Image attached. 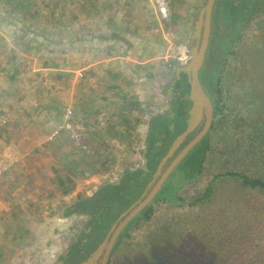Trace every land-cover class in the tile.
Segmentation results:
<instances>
[{
	"label": "rangeland",
	"instance_id": "1",
	"mask_svg": "<svg viewBox=\"0 0 264 264\" xmlns=\"http://www.w3.org/2000/svg\"><path fill=\"white\" fill-rule=\"evenodd\" d=\"M86 1L0 0V264H55L85 237L92 218L67 216L65 206L139 167L152 124L170 123V85L192 59L195 21L207 2L163 0L164 16L159 0H131L135 9L150 5L149 17L141 24L143 15L131 11L138 24L131 38L120 26L121 33L101 34L107 46L120 42L105 57L88 54L90 64L102 61L100 73L88 72L76 98L77 75L54 79L52 70L81 61L74 48L77 61L68 56L83 43L66 22L83 19ZM221 2L214 9L217 43L223 40L214 127L153 200L150 217L131 225L110 264H152L159 253L170 264H264V191L229 176L264 179V0L230 40ZM189 167L199 169L190 180Z\"/></svg>",
	"mask_w": 264,
	"mask_h": 264
},
{
	"label": "trees",
	"instance_id": "2",
	"mask_svg": "<svg viewBox=\"0 0 264 264\" xmlns=\"http://www.w3.org/2000/svg\"><path fill=\"white\" fill-rule=\"evenodd\" d=\"M256 0H226L225 7L229 8L226 11L227 20L230 23L229 26V40L233 37L237 28L244 25L249 17H251L252 9L257 5H253ZM256 9V8H255ZM217 69V68H215ZM216 70H211V73L207 76V86L208 93L217 101V98H221L219 91L217 90L216 79L217 77ZM175 88L177 92H179L180 96L188 95L190 91V84L188 81V76L186 73H181L180 79H178L175 83ZM219 100V99H218ZM217 106H219L217 104ZM186 102L182 101L181 104L178 105V109L176 112L175 121L177 122L174 131L172 132L170 129V124L173 123L171 119H168L170 123L159 124L153 123L154 130H160L161 132L167 131L172 135V138L180 134L183 130H180L181 126H185L184 118L186 117ZM127 131V130H125ZM129 131V130H128ZM155 137H152L150 140V146H155L154 141ZM157 165L150 166L152 170L156 168ZM186 178L192 179L199 169L195 170L194 168H184ZM229 176L237 177L241 180V182L247 186L252 188H259L264 191V179L262 178H251L245 174L229 171ZM172 178V176H171ZM151 175L145 176L143 175L142 170L137 171H128L126 173L125 178L119 184H108L102 188H100L97 192H95L91 197L81 199L77 202H74L67 210L66 215H72L73 213L78 214H86L91 215L92 219L89 227H92V232L90 233L91 238L86 246L83 248L85 251L84 255L81 256V247L78 246L83 242L82 240L78 242V244L74 247L75 251L70 253L72 255V259H70L67 264H71L74 262H79L81 260L86 259L90 253H92L96 247L103 241L109 232L111 226L118 220L119 216L128 209L132 204H134L141 196L144 191L148 181H150ZM214 181V180H213ZM166 187H169V180L164 184L161 191L158 193L156 198H161L163 194L166 192ZM171 190L168 193L172 192L175 188L170 187ZM207 195L212 193V184L206 190ZM153 202L148 205L139 215L136 217L122 232L120 235L118 242L114 246L112 254L119 248L120 242L124 235L127 233L128 229L131 225L142 216L146 218L150 217V209L152 207ZM85 237H88L87 234H84ZM77 251V252H76ZM76 252V253H75ZM111 254V255H112ZM111 259L108 264H110ZM149 262L150 260L147 259ZM152 264H170L168 262L167 257L164 253H159L157 257L151 261Z\"/></svg>",
	"mask_w": 264,
	"mask_h": 264
},
{
	"label": "water",
	"instance_id": "3",
	"mask_svg": "<svg viewBox=\"0 0 264 264\" xmlns=\"http://www.w3.org/2000/svg\"><path fill=\"white\" fill-rule=\"evenodd\" d=\"M216 0H207L206 4L201 8L198 19L195 21V27L192 34L193 39H197V44L192 47V59L184 66H179L176 70V77L172 81L169 92L172 93V88L177 79H180L181 73H186L190 84V91L188 98L191 100L192 105L189 109V116L187 118L186 128L176 136L170 145L167 154L162 158L160 165L154 178L147 185L141 198L132 204L126 211H124L118 218V220L111 226L109 232L103 241L96 247V249L79 264H108L114 246L125 228L136 218L138 215L150 205L155 197L158 195L165 182L169 178L170 174L175 170L182 160L201 142L210 129L213 119V103L211 98L205 92L202 86L199 72L202 68L205 60L211 29H212V17ZM170 119L174 117V113L170 114ZM203 128L191 139L182 150L171 161L170 165L165 167L166 162L171 158L174 153L180 148V146L187 140L188 136L192 134L201 124ZM170 129L174 130V124L170 125ZM147 148V146H146ZM144 149L142 158L144 165L139 167L144 170H148L146 165L147 158L145 153L147 149ZM123 174H121L116 182H105L100 188L108 184H119ZM74 204V203H73ZM71 206V205H69ZM63 214V213H62ZM60 261L57 264H62Z\"/></svg>",
	"mask_w": 264,
	"mask_h": 264
},
{
	"label": "crops",
	"instance_id": "4",
	"mask_svg": "<svg viewBox=\"0 0 264 264\" xmlns=\"http://www.w3.org/2000/svg\"><path fill=\"white\" fill-rule=\"evenodd\" d=\"M130 1L131 0H87L86 4L83 5V11L85 12V14L83 13V16H82L83 19L82 20H80L78 18L72 19V17H71L66 22V25L69 28L70 27L73 28L70 33L81 34L80 38H82V39H80L79 42L82 41V43H83L82 48H80V47L75 48L74 46H72L68 56L70 58H72V61H77V60H74L77 56L74 52V49H75L78 56H81V61H79L80 63L78 65L72 64L71 66H69V68L64 69L65 71L63 69H58V68L53 69L52 70V78L54 77V79H55V76H56V78H58L59 76H63L64 74L68 75L69 73L77 75V76H75L76 81L73 82V86H71V88H70L72 93H73L72 94L73 97H74V95H76V98H77V93L79 92V90H81V87L82 86L84 87V85L86 84L88 72H92V73L95 72L94 74L100 73L99 64L102 61L98 60L97 62L90 64V62L86 61L88 54L90 52H92V55H97V52H99L100 53L99 57L100 56L105 57V51H111V53H113V51L115 50V47H116L114 45V42L115 43L117 42V44L120 42L119 39H116V40L111 39V44L108 45L109 46L108 47L107 45H105V43H103L106 40L101 38V34H105L107 30H108L107 32H119V33H121L120 31H123V30L120 27H122L124 29V33L128 37L131 38L134 35V33L137 31L136 25H138L136 23L135 18L132 15L131 11L132 12H139V14L143 15V17L141 18L142 19L141 24H143L145 22L146 16H147V18L149 17V14H150L149 10H151L150 5L145 6L146 3L142 2V4L139 3L141 5L138 7V9H135L133 6H131L129 4ZM138 1H141V0H133L134 3H137ZM142 1H144V0H142ZM124 5H125V8H124ZM103 11H105V13L107 14L106 18L104 16ZM127 11H129V12H127ZM104 18L106 20V23H104ZM58 23L59 22H57V21L53 22V24H55V25H58ZM79 23L81 24V30H82L81 32L78 31ZM93 26H95V29L92 28ZM113 26L118 27V29H117L118 31H115V30L111 31V27H113ZM95 30L98 31V37L93 39L92 35L94 33L96 34ZM72 38H73V34H72ZM83 38L88 39V40L85 41ZM95 39H97V42L99 41V45H97V47H95V48H86V44L87 43H89L90 45L94 44L93 41ZM100 42H101V44H100ZM73 43H75V44L77 43L75 41V39H72V41L69 44L75 45ZM102 44H103V47H102ZM110 46H111V48H110ZM103 48H105V49H103ZM90 49H91V51H89ZM68 50H69V48H68ZM109 57H114V56L109 55ZM96 65H98V66L96 67ZM105 65L106 64H104V66ZM60 70H62V71H60ZM117 72L116 71L112 72V76L115 77L117 75ZM78 76H80L81 78H79ZM78 81H80L79 82L80 84L79 83L76 84ZM51 84H55V81H52ZM128 112L130 113V110ZM123 115H127V113H124ZM99 189H100V187L97 189V191ZM69 207L70 206L67 205V206H65V209H68ZM73 214L85 215V214H78V213H73ZM89 217H90V219L92 218V216H89Z\"/></svg>",
	"mask_w": 264,
	"mask_h": 264
},
{
	"label": "flooded vegetation",
	"instance_id": "5",
	"mask_svg": "<svg viewBox=\"0 0 264 264\" xmlns=\"http://www.w3.org/2000/svg\"><path fill=\"white\" fill-rule=\"evenodd\" d=\"M226 0H222V6H221V10L222 11H228L229 10V8H227V7H225V5H226V2H225ZM216 3V2H215ZM214 9H215V5H214ZM215 10H213V17H212V29H211V34H210V39H209V44H208V48H207V52H206V56H205V60H204V62H203V65H202V68L200 69V72H199V76H200V80H201V83H202V86H203V88L205 89V92L208 94V96L211 98V100H212V103H213V119H212V122H211V126H210V129H209V131L207 132V134L205 135V137L201 140V142L200 143H202L204 140H206L207 139V137H208V135H209V133H210V131L212 130V128L214 127V121H215V116H216V111H218L217 109H218V106H217V103H216V101H215V99L208 93V86H207V76L211 73V70H217V69H215V68H217V66H218V62H219V57H220V55H219V51H218V49L220 48V47H222L221 46V42L223 43V40L221 41L220 40V43H217V39H216V36H217V33H215L214 32V23H215V21H214V19H215ZM222 14V13H221ZM224 18V17H223ZM226 20V19H225ZM228 21V20H227ZM221 25V24H220ZM219 26V25H218ZM229 35V34H228ZM227 35V37H229ZM215 50L218 54H215L214 56V58H213V60H212V62H211V67L208 69V70H210L209 72H207V73H205V70H206V68L208 67V63H207V61H208V56H209V53H210V51L211 50ZM219 59V60H218ZM178 80V79H177ZM176 80V81H177ZM176 81H175V83H176ZM171 86V85H170ZM175 84H174V86H173V88H172V95H173V102H174V109H173V113H174V118H172L171 120L173 121V124H174V129H175V126H176V124H177V122L175 121V118H176V112H177V109H178V105L179 104H181V102L182 101H185L186 102V105H187V108H186V117L184 118V121H185V128H186V126H187V123H186V121H187V118H188V116H189V109L191 108V105H192V102H191V100H189V98H188V95H189V93H188V95H186V96H180V94H179V92H177L176 90H174V88H175ZM169 115H170V113L167 115L168 117H169ZM167 118V117H166ZM168 119H170V117L168 118ZM204 121L205 120H203V124H201L200 126H199V128H197L192 134H190L189 136H188V138H187V140L180 146V148L174 153V155L171 157V158H169L168 159V161L166 162V164H165V167L166 166H168V165H170V163H171V161L175 158V156L182 150V148L186 145V143L189 141V140H191L202 128H203V125H204ZM172 124V123H171ZM170 124V125H171ZM184 128V129H185ZM152 130L154 131V129L152 128ZM172 131V130H171ZM174 131V130H173ZM172 131V132H173ZM154 136H156L155 137V141H154V145L155 146H150V140H152V137H154ZM176 138V136L174 137V138H172V135L170 134V133H168L167 131H164V132H161L160 130H155V135H151V138L149 139V141H147V152L144 154L145 155V157L147 158V163H146V165H147V167H148V170H144V169H141L140 167H137L136 169H128V171H137V170H142L143 171V175H145V176H148V175H151V179H150V181L154 178V176H155V174H156V172H157V169H158V166L160 165V162L162 161V158L167 154V152H168V149H169V147H170V145L172 144V142H173V140ZM199 143V144H200ZM197 147V146H196ZM194 150V149H193ZM192 152V151H191ZM190 152V153H191ZM189 153V154H190ZM143 154V153H142ZM188 154V155H189ZM187 155V156H188ZM186 156V157H187ZM185 157V158H186ZM142 158V157H141ZM184 158V159H185ZM183 161V160H182ZM182 162H180L179 164H178V166L181 164ZM138 165H144V161H143V158H142V163H140V164H138ZM152 165H157L156 166V168L154 169V171L152 170V168L150 167V166H152ZM177 166V167H178ZM177 167L175 168V170L177 169ZM175 170L170 174V176H169V178L167 179V181L171 178V176H173V174H174V172H175ZM128 171H123V176H122V178H121V181H120V183L122 182V180L125 178V176H126V173L128 172ZM150 181H148V183H147V185L149 184V182ZM166 181V182H167ZM165 182V183H166ZM119 183V185H121ZM147 185H146V187H147ZM146 187H145V189H146ZM145 189H144V191H145ZM144 191L142 192V194L144 193ZM142 194H141V196H142ZM141 196H140V198H141ZM139 198V199H140ZM129 208V207H128ZM88 216H91V215H88ZM93 230H92V227L90 226V227H88V229L86 230V232H85V234H87L88 235V237H84L83 239H82V243L78 246L79 248L81 247L82 249H81V252H80V254H81V256L82 255H84V253H85V251L83 250V248H86V246H87V244H88V242H89V239L91 238V236H90V233L92 232ZM76 249V248H75ZM75 249H69L68 251H66L65 252V254L58 260V261H56V263L55 264H57L58 262H60V261H62L63 263L62 264H67L68 262H66V261H69L70 259H72V255L70 254L72 251L74 252L75 251ZM73 252H72V254H73ZM77 252V251H76ZM75 252V253H76ZM91 254V253H90ZM74 255V254H73ZM85 260V259H84ZM81 261H83V260H81ZM81 261H79V262H74V263H71V264H79Z\"/></svg>",
	"mask_w": 264,
	"mask_h": 264
},
{
	"label": "built area",
	"instance_id": "6",
	"mask_svg": "<svg viewBox=\"0 0 264 264\" xmlns=\"http://www.w3.org/2000/svg\"><path fill=\"white\" fill-rule=\"evenodd\" d=\"M159 9L161 11V13L164 15V16H167L168 15V6H167V3L163 0H159Z\"/></svg>",
	"mask_w": 264,
	"mask_h": 264
}]
</instances>
